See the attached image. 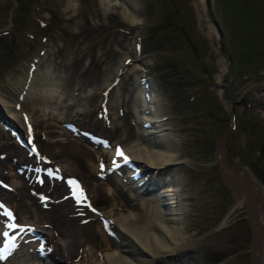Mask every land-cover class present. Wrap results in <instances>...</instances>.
<instances>
[{
	"label": "rangeland",
	"instance_id": "1",
	"mask_svg": "<svg viewBox=\"0 0 264 264\" xmlns=\"http://www.w3.org/2000/svg\"><path fill=\"white\" fill-rule=\"evenodd\" d=\"M11 103L20 117L6 124L31 134L38 155L0 121V178L10 185L0 198L41 234L77 232L56 250L58 264H104L125 248L142 264H264V0H0L6 115ZM147 127L156 132L142 140L158 133L172 162L147 170L131 160L154 183L144 196L177 186L182 229L152 257L117 219L131 217L142 234L160 226L146 222L150 203L125 180L130 166L113 167ZM69 181L86 199L69 195ZM8 220L0 208V244Z\"/></svg>",
	"mask_w": 264,
	"mask_h": 264
},
{
	"label": "bare ground",
	"instance_id": "2",
	"mask_svg": "<svg viewBox=\"0 0 264 264\" xmlns=\"http://www.w3.org/2000/svg\"><path fill=\"white\" fill-rule=\"evenodd\" d=\"M103 2L109 3V0H103ZM128 18L131 20L132 23L138 22V18L134 14H130V16ZM31 87H32V85L30 87L29 86L28 87L25 86V88L23 87L25 90L20 89L19 92H20L21 96H23L26 93V90H27V94H28L30 92ZM41 90H42V92L45 91L44 89H41ZM72 105H73V103H72ZM6 106H7L6 110L9 113V115H6L7 119H8L7 121H10V122L17 121L18 118L20 117L19 116L20 112H18V111L13 112L14 108H18L17 104L11 103V104H6ZM143 116H144V114H143ZM138 117L140 119H142V121L138 122V123H140L142 125L141 127L143 128V124L148 119H144V117H140V116H138ZM155 124H156V122H155ZM149 127H147V129H141L142 131L138 132V133H140L139 139H137V142H139L138 147L135 149H134V147H132L133 149H131V146L127 147V149L125 150V153H126L125 156L130 158V160L132 159V160H134V161L136 160L138 162L139 161H141V162L145 161L147 163L146 167H149V168H147V170L148 169L150 170V168L167 167V165L171 164V162H172V155H171V153H169L168 151L165 150L163 145L158 143V142H161V140H159L158 133L155 134V140H153V141L150 139V137H148L150 143H148V142L145 143L142 140L144 135H147V134L152 133L154 131L156 132V130L154 128L151 129ZM148 129H151V130L149 131ZM146 132H147V134H146ZM156 143H158V144L156 145ZM66 168H67V166H66ZM60 169H61V167H60ZM62 169H64V168H62ZM65 171H68V170H65ZM134 171H137V169H133L132 167H130V169H128V176L125 177V180H127V179L131 180L134 184H136V187L133 186V188L136 190V192H139V195H140L139 197L142 196L141 200H142V204L144 207L146 206V204H145L146 202L150 203V204H148L147 207H145L146 213H145L144 218H147L146 222H148L150 224V226L151 225L154 226V224H158L160 226V230L158 229L159 232L155 233L153 231H148V230L142 229L145 232V233L143 232V234H144V236H143L142 233L138 232L137 230L130 228L129 223H130V221H132L131 217H127V216L119 217L117 219V222H118V226H119L120 230L123 233L129 235L130 238L133 240L135 249H137L138 252H140L142 255L148 254L149 256L152 257L157 253V251L159 249L164 250V248L171 247V245H169L168 242H171L172 244H176L181 239L180 233H181L182 229H181V226L178 225V221H179V219H181L180 218L181 212L179 211V208H177V203H176L178 201L177 200L178 194L176 195V191L178 190V188L173 183H171L170 185H165L164 187H162L160 189L159 194H157L156 196L155 195L154 196L153 195L144 196L145 190L148 189L147 187H149V189L150 188L154 189L153 188L154 183H151L150 181H149V183H147V180L143 179L141 176H139L137 178H135V176L133 177L132 173ZM245 176L247 177L246 180L244 179L245 189H247V188H250V185H252L253 182H252V179L250 176L249 177L247 175H245ZM15 185H16V181L13 180V186H15ZM243 189H244V187H243ZM137 195L138 194L136 193L135 196H137ZM8 205L9 204H7V206ZM165 206H166V209H164ZM156 220H158V221H156ZM12 221L20 223V224L29 223V224H32L34 226V228L36 229L35 234H38L40 240L43 239V240L47 241V246L49 247L48 249L50 250L46 253L47 258H48V255H52V257L50 259V264H58L59 263L57 261L58 259L56 258V256L58 255L57 251L60 248H65V247H68L69 245L73 244V238H75V236H77L76 231H71L70 233L69 232L63 233L60 231L57 235H55L54 229H51V228L46 229V231L42 230V234H41V231L36 228L37 225L31 221L24 220V219H17L15 217H14V220H12ZM41 221L43 222L44 220H41ZM132 223H133V221H132ZM19 230H20V228L13 229V228L9 227V228H6V230L4 229V232L5 233L8 232L7 233V234H9L8 236H12L15 234L16 231H19ZM1 235L4 236L3 234H1ZM18 238L20 239V243L16 248H14L12 250L13 251L12 258L14 257V255L18 254V253H14L18 249V247L25 248V251L22 254L23 258L20 259L17 263V264H25L26 261L34 258L35 254L33 251L36 250L34 247H33L34 250H32V245H34V243H33L34 241L31 239L32 234H30V233L24 234L23 232H21ZM39 243H41V242L37 241L35 246H37ZM134 246H132V247H134ZM122 247H123V245H122ZM123 251L124 252H130L131 249L125 248V249L119 250L117 254H111V255H117L115 257H113V256L111 257V255H108L106 257L107 259H106L104 264H140L143 261V259L138 257V256L128 257L127 255H125V253H123ZM91 258L92 257H90V259ZM255 259H256V257H255ZM8 260H10V257H7L5 261H0V263L6 264V262H8ZM45 262H46V260H45ZM145 264H146V262H145Z\"/></svg>",
	"mask_w": 264,
	"mask_h": 264
},
{
	"label": "snow or ice",
	"instance_id": "3",
	"mask_svg": "<svg viewBox=\"0 0 264 264\" xmlns=\"http://www.w3.org/2000/svg\"><path fill=\"white\" fill-rule=\"evenodd\" d=\"M30 131H31V129H30ZM29 143H31V141H29ZM33 151H35V149H33ZM116 155H117L118 157H122V158L125 160V162H127L128 157L125 156V154H124V152H123L122 150L117 149V151H116ZM69 184H70V186H74V188H75L76 190H78V194H76V199H77V202H78V203L81 202L82 199H86V197H84L83 190H82V188H80V185L78 184V182H76V181H69ZM0 208H4V205L0 204ZM4 215H6L10 220H11V219H14L13 213H12L11 211L7 210L6 208L4 209ZM9 227H11V228H16V227H18V225H16V224H11V225H9ZM5 235H7V233H5ZM11 246H12V243L9 242V244H6V245H5V250H0V261H3V260L6 259L5 251H6L9 247H11Z\"/></svg>",
	"mask_w": 264,
	"mask_h": 264
},
{
	"label": "water",
	"instance_id": "4",
	"mask_svg": "<svg viewBox=\"0 0 264 264\" xmlns=\"http://www.w3.org/2000/svg\"><path fill=\"white\" fill-rule=\"evenodd\" d=\"M218 31L220 32L219 27H217ZM0 121L6 123L7 122V116H6V112L4 111V109L2 108L1 104H0Z\"/></svg>",
	"mask_w": 264,
	"mask_h": 264
},
{
	"label": "trees",
	"instance_id": "5",
	"mask_svg": "<svg viewBox=\"0 0 264 264\" xmlns=\"http://www.w3.org/2000/svg\"><path fill=\"white\" fill-rule=\"evenodd\" d=\"M256 56V53H254L250 58H253V57H255Z\"/></svg>",
	"mask_w": 264,
	"mask_h": 264
}]
</instances>
